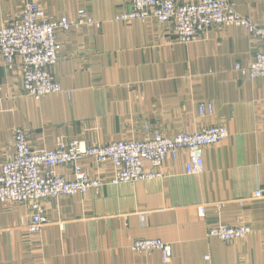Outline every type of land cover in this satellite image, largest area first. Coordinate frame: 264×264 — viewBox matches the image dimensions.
Instances as JSON below:
<instances>
[{"label":"crops","instance_id":"0c3cea01","mask_svg":"<svg viewBox=\"0 0 264 264\" xmlns=\"http://www.w3.org/2000/svg\"><path fill=\"white\" fill-rule=\"evenodd\" d=\"M26 1L52 17L76 18L86 9L101 26L58 31L59 60L51 72L70 98L28 96L20 59L10 70L0 56V167L15 128L34 149L142 140L145 125L170 136L224 124L229 135L204 149L200 174L186 172L189 155L182 149L165 161L161 178L45 199L50 223L32 242L24 230L29 203H0V264H163L158 250H132L136 239L170 243V264H205L206 253L213 264H264V79L249 81L236 69L249 65L262 42L241 27L218 25L179 43L170 24L117 20L130 10L129 0H0V26L17 19ZM234 1L264 25V0ZM202 102L212 103L213 115H199ZM82 165L94 177L113 174L111 162L85 157ZM56 171L73 176L68 165ZM258 190L263 195L253 197ZM240 199L243 204L235 202ZM218 202L225 205L219 209ZM219 224L251 231L232 241L208 236Z\"/></svg>","mask_w":264,"mask_h":264},{"label":"built area","instance_id":"2783aa9c","mask_svg":"<svg viewBox=\"0 0 264 264\" xmlns=\"http://www.w3.org/2000/svg\"><path fill=\"white\" fill-rule=\"evenodd\" d=\"M129 4L130 10L117 15V20L147 21L153 18L170 24L179 43L196 41L218 25L245 29L252 38L262 42V50L256 53L248 66L237 63L236 69L249 81L264 79V25H258L252 18L240 13L234 0H129ZM81 25L100 27L101 22L86 9H80L76 18L48 16L40 3L26 1L17 19L0 26L1 59L10 70L15 68L16 59H20L23 88L28 96L40 99L48 94L64 92L71 97V90L54 78L51 67L59 60L58 31ZM198 113L201 116L213 115L212 103H200ZM145 130L147 135L142 140H118L100 145L73 140L58 142L52 149H34L26 132L15 128L8 138L10 148L6 160L0 167V203H29L32 216L24 225L25 241H35L50 223L43 205L45 199L85 194L90 189L106 185L161 178L164 176L165 161L178 158L182 149H186L189 155L185 163L186 172L200 174L204 171V149L229 135L224 124L202 126L192 132L181 131L170 136L149 125H145ZM85 157L98 163L111 162L112 176L89 175L82 165ZM62 165L72 168L71 178L56 171ZM262 195L263 191L258 190L253 197ZM244 201L235 202L243 204ZM215 204L221 209L225 202ZM199 209L204 216L206 205H200ZM61 226L64 227V224L61 223ZM250 231L251 227L246 225L219 224L210 227L207 234L232 241L245 238ZM131 248L144 253L158 250L163 264H170L173 254L171 244L161 239H136ZM204 259L205 264H213L210 253H206Z\"/></svg>","mask_w":264,"mask_h":264}]
</instances>
